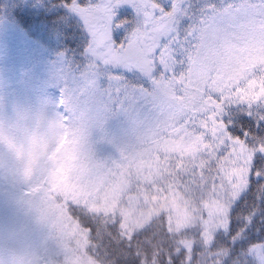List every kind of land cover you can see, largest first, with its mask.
Segmentation results:
<instances>
[{"label":"snow or ice","instance_id":"6c2138e0","mask_svg":"<svg viewBox=\"0 0 264 264\" xmlns=\"http://www.w3.org/2000/svg\"><path fill=\"white\" fill-rule=\"evenodd\" d=\"M66 7L88 34L90 69L146 78L163 119L118 161L97 162L84 147L83 113L71 115L77 102L62 90L58 105L70 115H57L61 127L72 118L73 139L48 157L51 167L30 189L53 230L40 264H264V137L236 135L225 120L236 106L264 121V0ZM21 132L0 121L9 149ZM36 163L25 167L26 179ZM250 188L252 201L241 203Z\"/></svg>","mask_w":264,"mask_h":264},{"label":"rangeland","instance_id":"374dc122","mask_svg":"<svg viewBox=\"0 0 264 264\" xmlns=\"http://www.w3.org/2000/svg\"><path fill=\"white\" fill-rule=\"evenodd\" d=\"M49 1L0 0L5 12L18 7L43 8ZM26 41L19 32L0 25V121L22 130L13 149L0 142V264H40L47 259L53 230L40 218L38 195L30 189L42 167H51L48 157L69 140L68 125L51 149L41 135L53 115H70L58 105L62 90L77 102L71 115L83 113L84 147L97 162L118 161L121 149L163 119L160 106L152 99L153 85L141 88L110 79L113 75L104 65L88 67L84 75L75 76L64 71L61 57L49 62L39 48ZM89 79L95 80L91 87ZM33 158L38 163L33 165L32 177L26 179L24 169Z\"/></svg>","mask_w":264,"mask_h":264},{"label":"trees","instance_id":"16d2710c","mask_svg":"<svg viewBox=\"0 0 264 264\" xmlns=\"http://www.w3.org/2000/svg\"><path fill=\"white\" fill-rule=\"evenodd\" d=\"M70 0H50L42 7H18L11 12H5L0 2V25L14 29L23 38L39 48L40 53L49 62L61 57L65 72L75 76L84 75L90 65V57L86 54L88 34L78 15L66 7ZM195 6L197 0H192ZM26 41V42H27ZM121 77L124 82L137 87L146 88L148 84L135 76L120 72L113 74ZM243 107L233 106L228 110L225 120H230L229 129L236 135L248 132L252 137H264V121L255 115L249 116ZM264 111V110H261ZM247 199L252 201V189L241 197V203ZM240 210L239 205L237 206ZM106 259H111L107 257ZM117 264H125L117 260Z\"/></svg>","mask_w":264,"mask_h":264},{"label":"clouds","instance_id":"9594fccd","mask_svg":"<svg viewBox=\"0 0 264 264\" xmlns=\"http://www.w3.org/2000/svg\"><path fill=\"white\" fill-rule=\"evenodd\" d=\"M61 118L58 115H53L49 120L47 125L42 129L41 135L46 144H48L49 149L55 146V143L58 141L60 135L65 131L64 127H61ZM73 127V120L70 118L68 124L69 131V141L73 139L71 135V128ZM66 147L70 148L71 144H67Z\"/></svg>","mask_w":264,"mask_h":264}]
</instances>
